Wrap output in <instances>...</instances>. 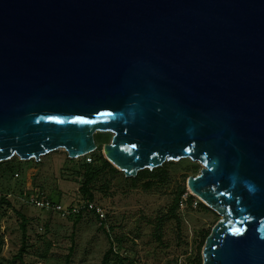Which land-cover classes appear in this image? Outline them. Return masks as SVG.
<instances>
[{
    "label": "water",
    "instance_id": "1",
    "mask_svg": "<svg viewBox=\"0 0 264 264\" xmlns=\"http://www.w3.org/2000/svg\"><path fill=\"white\" fill-rule=\"evenodd\" d=\"M202 168V264H264V0H0V163Z\"/></svg>",
    "mask_w": 264,
    "mask_h": 264
},
{
    "label": "rangeland",
    "instance_id": "2",
    "mask_svg": "<svg viewBox=\"0 0 264 264\" xmlns=\"http://www.w3.org/2000/svg\"><path fill=\"white\" fill-rule=\"evenodd\" d=\"M96 156L94 151L69 159L64 150H56L38 162L14 156L12 163L1 164L0 263L10 260L20 247L19 212L27 220L25 264H65L69 254V264H101L110 247L109 231L124 260L108 264H194L199 243L221 217L212 210L204 211L201 200L186 188L187 178L198 175L202 168L190 159L139 171L134 182L117 169L103 171L90 187L92 202L107 216L102 227L88 212L79 214L76 221V216L63 217L30 204L32 198L45 197L68 209L87 200L80 191L81 173L83 165L93 163ZM183 185L186 192L180 199H186V205L177 208L179 222L172 219L159 227L158 221L168 214ZM189 196L193 197L190 203ZM47 246L42 261L39 257Z\"/></svg>",
    "mask_w": 264,
    "mask_h": 264
},
{
    "label": "trees",
    "instance_id": "3",
    "mask_svg": "<svg viewBox=\"0 0 264 264\" xmlns=\"http://www.w3.org/2000/svg\"><path fill=\"white\" fill-rule=\"evenodd\" d=\"M94 141L95 144L97 146V149L95 150L96 153H98V156H96L93 160V163L89 164V163H85L83 165V169L84 171L81 173V178H82V184L80 187V191L81 193L86 196L88 199V201L92 202L93 200V196L90 193V187L91 185L94 183V181L98 178V176L100 174H102L103 171L105 170H110L111 172H117V170L115 168L112 167V165H110L102 156L101 154V148L104 144L109 143L110 141V136L107 133H97L94 135ZM15 159V158H14ZM14 159L12 158L11 160H8L6 162H1V164L6 163V165H8V163H12L14 161ZM95 165H97L96 167H94ZM139 177L132 179V181H136ZM185 185L181 186L180 189L178 190V192L175 195L174 198V203L173 205L170 207L169 212L166 216H164L162 219H160L158 221V226L160 227L164 222L169 221V220H176L177 222H179V218L176 214L177 208H178V202L181 198V196L185 193ZM193 200L192 196L188 197V202L190 203ZM200 207L204 210V211H211L209 210L206 206H204L203 204H200ZM16 216L19 219V227H20V231H21V243H20V247L17 251V254L15 256H13L10 260H7L4 264H25L24 262V256L27 253V220L25 218V216H23L21 213L16 212ZM77 219L76 221L79 220V215L76 216ZM107 217V216H106ZM102 222L104 221H100L101 225L100 227H102ZM47 226V225H46ZM211 230L209 232H207V234L204 235V238L201 240V242L198 245V249H197V258L194 262V264H202V260H201V255H200V251L201 248L204 245V242L206 240V238L208 237V235L210 234ZM110 247L107 250V252L103 255L102 257V261L101 264H108L110 262V260H118L120 262H122V260H124L123 257H120L117 254H113L112 251V243L110 242V231L106 233ZM115 243V241H114ZM118 250H119V244H117ZM48 248L49 246H47L45 252L43 254L40 255V259H42V261H45L46 258V253L48 252ZM72 252V250L70 251V253ZM70 255V254H69ZM69 255L67 256L66 260H65V264H69ZM126 260V259H125ZM2 264V263H0Z\"/></svg>",
    "mask_w": 264,
    "mask_h": 264
},
{
    "label": "built area",
    "instance_id": "4",
    "mask_svg": "<svg viewBox=\"0 0 264 264\" xmlns=\"http://www.w3.org/2000/svg\"><path fill=\"white\" fill-rule=\"evenodd\" d=\"M90 162V159H88ZM186 199L179 200L178 207L181 209H184L186 203ZM30 204L39 210H45L48 212H53L60 214L61 216H77L83 212L91 213L95 216V218L99 221H105L106 220V213L104 210L98 206L97 204L90 202L88 200L78 202L76 205L66 209L62 207L60 204L53 202L45 197H35L30 200ZM110 242L112 243V251L113 254H117L120 257H122L121 254H119L116 250V244L114 243V240L110 238Z\"/></svg>",
    "mask_w": 264,
    "mask_h": 264
},
{
    "label": "bare ground",
    "instance_id": "5",
    "mask_svg": "<svg viewBox=\"0 0 264 264\" xmlns=\"http://www.w3.org/2000/svg\"><path fill=\"white\" fill-rule=\"evenodd\" d=\"M188 189V191L190 192V190H189V188H187ZM191 193V192H190Z\"/></svg>",
    "mask_w": 264,
    "mask_h": 264
}]
</instances>
